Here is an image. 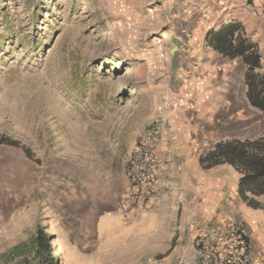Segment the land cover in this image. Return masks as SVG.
I'll list each match as a JSON object with an SVG mask.
<instances>
[{"label": "rangeland", "instance_id": "1", "mask_svg": "<svg viewBox=\"0 0 264 264\" xmlns=\"http://www.w3.org/2000/svg\"><path fill=\"white\" fill-rule=\"evenodd\" d=\"M202 3L0 0V133L30 151L0 144V264L7 245L13 264L30 258L39 229L62 259V225L95 201L119 199L130 149L150 123L188 115L215 135L206 147L264 134V115L246 97L250 68L207 45L214 11ZM241 32L259 58L252 71L264 76V11ZM254 198L264 206V194ZM235 204L233 215L258 229L264 210ZM104 221L119 233L105 241L117 249L144 236L119 213L105 214L99 231Z\"/></svg>", "mask_w": 264, "mask_h": 264}, {"label": "crops", "instance_id": "2", "mask_svg": "<svg viewBox=\"0 0 264 264\" xmlns=\"http://www.w3.org/2000/svg\"><path fill=\"white\" fill-rule=\"evenodd\" d=\"M202 2L203 8L214 11L209 17L213 20L211 31L231 21L251 26L257 21V12L264 11L261 0ZM225 9L229 11L228 18L221 17ZM189 118L188 115L172 113L161 122L159 175L168 184L148 214H134V218L127 220L128 223L137 222L138 231L144 236L127 252L105 242L119 233L117 229L109 232L106 221L99 231L100 220L105 214H122L117 209L118 197H104L94 202L83 219H69L67 225H62L68 241L63 260L57 259L56 264H132V261L126 263L132 254L138 255L135 264H184L194 258L197 264L195 239L200 226L233 215L237 197L245 204L250 203L249 198H242L238 193L240 173L234 167L222 163L205 168L200 162L216 143L236 138H219L206 147V141L215 135L202 132ZM249 234L252 245L250 264H264V219L258 229H249ZM11 251L10 245L3 251L7 264H13Z\"/></svg>", "mask_w": 264, "mask_h": 264}, {"label": "built area", "instance_id": "3", "mask_svg": "<svg viewBox=\"0 0 264 264\" xmlns=\"http://www.w3.org/2000/svg\"><path fill=\"white\" fill-rule=\"evenodd\" d=\"M150 123L139 133L126 162V188L120 194L118 211L129 220L146 215L162 196L168 182L159 175L161 122ZM251 240L246 221L231 215L200 226L195 247L197 264H250Z\"/></svg>", "mask_w": 264, "mask_h": 264}, {"label": "trees", "instance_id": "4", "mask_svg": "<svg viewBox=\"0 0 264 264\" xmlns=\"http://www.w3.org/2000/svg\"><path fill=\"white\" fill-rule=\"evenodd\" d=\"M242 25L231 21L209 32L207 45L227 58L241 57L250 68L246 71V97L248 102L262 111L264 115V76H258L252 69L259 67V58L253 44L242 35ZM0 144L21 148L29 156L30 151L20 141L0 133ZM205 168L216 164L227 163L239 173L238 193L242 198H249L248 202L257 209L264 210V206L250 196L264 194V134L257 139H232L220 141L214 148L200 159ZM49 237L42 230L37 231L36 249L30 258L20 264H56L50 253Z\"/></svg>", "mask_w": 264, "mask_h": 264}]
</instances>
